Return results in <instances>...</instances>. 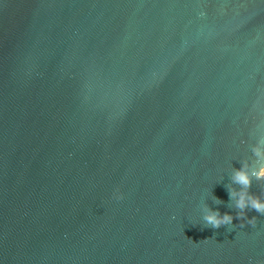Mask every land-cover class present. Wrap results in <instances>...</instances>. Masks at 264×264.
Listing matches in <instances>:
<instances>
[{"label":"water","instance_id":"water-1","mask_svg":"<svg viewBox=\"0 0 264 264\" xmlns=\"http://www.w3.org/2000/svg\"><path fill=\"white\" fill-rule=\"evenodd\" d=\"M258 136L264 0H0V264H257Z\"/></svg>","mask_w":264,"mask_h":264},{"label":"clouds","instance_id":"clouds-1","mask_svg":"<svg viewBox=\"0 0 264 264\" xmlns=\"http://www.w3.org/2000/svg\"><path fill=\"white\" fill-rule=\"evenodd\" d=\"M253 160L241 161L239 169L233 168L231 173V184L226 186L231 205L236 209L235 217L229 213L221 214L217 210H213L208 205L203 207V216L205 227L218 229L222 226L233 225V219L240 220V227L243 228L245 224L255 226L257 217L253 216L250 219L247 212L255 210L258 214L264 215V136H258L251 148ZM257 182L261 186L259 194L251 191L253 182ZM116 199H123V194L119 189L114 193ZM217 205L223 203L219 198L215 197ZM257 264H264V260L258 261Z\"/></svg>","mask_w":264,"mask_h":264}]
</instances>
